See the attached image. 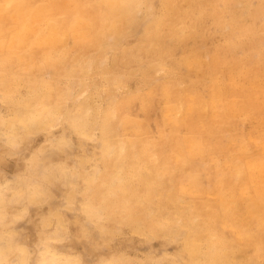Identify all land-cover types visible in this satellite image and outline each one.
<instances>
[{
	"label": "bare ground",
	"instance_id": "6f19581e",
	"mask_svg": "<svg viewBox=\"0 0 264 264\" xmlns=\"http://www.w3.org/2000/svg\"><path fill=\"white\" fill-rule=\"evenodd\" d=\"M139 1L0 0V93L15 104L0 114L7 144H18L23 132L55 126L63 116L65 92L57 82L82 68L109 37L123 35ZM218 1L225 13L231 10L233 0H161L162 14L146 29L145 49L171 57L180 48L174 63L198 78L197 83L181 77L162 83L157 136L148 135L144 120L123 115L122 105L133 104L131 99L118 101L116 111L109 109L99 122L88 100L90 106L80 103L64 116L81 149L87 139L99 141L95 159L78 155L72 165L86 182L82 209L98 225L125 223L150 236L183 232L181 264H258L264 258V45L247 60L226 51L205 60L197 45L189 47L209 16L223 23L219 11L206 10ZM248 43L240 44L244 51ZM152 65L163 66L157 58ZM45 70L50 77L40 74ZM21 84L26 94L15 101L12 94ZM117 116L122 117L119 125ZM246 123L249 131H241ZM61 136L57 142L63 146L68 141ZM196 160L206 165L197 169ZM70 165H45L43 177L29 187L13 178L0 180V264H29L32 258L13 231L3 233L22 212L9 201L26 196L25 211L31 203L47 204H42L48 191L44 183L63 176ZM7 213L11 220L5 219ZM64 238L62 233L44 236L35 264L79 261L59 248Z\"/></svg>",
	"mask_w": 264,
	"mask_h": 264
},
{
	"label": "rangeland",
	"instance_id": "374dc122",
	"mask_svg": "<svg viewBox=\"0 0 264 264\" xmlns=\"http://www.w3.org/2000/svg\"><path fill=\"white\" fill-rule=\"evenodd\" d=\"M263 4L262 0H233L231 10L227 13L224 12V6L219 1L207 6L208 12L219 11L221 13L223 23L219 24L212 16H209L205 20L201 35L196 41L191 40L189 47L197 45L201 57L205 60H209L214 53L219 52L223 55L224 51L228 52L230 57H243L244 60L256 57L258 49L264 45ZM260 5H263V12L258 9ZM162 9L161 0H140L129 16L128 27L123 35L109 37L103 49H94V54L89 55L83 67L77 68L79 72L76 69L57 82V86L65 92L63 93V116L59 118L54 127L32 130L34 132L29 134L23 132L22 141L11 146L7 144L8 132L2 131L8 129L0 126L2 129L0 130V180L13 178L25 182L24 185L29 187L36 179L43 177L44 168L49 167L45 165L49 163L63 166L71 164L63 176L57 177L52 182L44 183L48 186L46 188L49 192L44 193L47 199L42 204L48 201L47 204L37 206L31 203V210L25 211L23 205L29 203L26 202V196L21 197L22 202L18 199L9 201V207L12 205L17 211L22 212L13 219L10 213L5 214V219H12V225L3 233L13 231L19 242L29 248L32 256L30 263H36L44 236L61 233L65 238L59 241V248L80 258L74 264L182 263L183 247L180 239H182L183 232H179L177 237H174L173 232L150 236L133 229L129 224L109 221L103 228L94 221L92 216L86 214L82 209L86 182L83 177L77 175V169H73L72 165L78 155L95 159L99 155V141L87 139L81 149L76 132L64 116V113L75 110L80 103L85 104L84 107L90 106L87 104L88 100L93 105L91 106L93 119L99 122L109 109L116 111L118 101L131 99L133 104L122 105L123 115L144 120L148 135L157 136L158 131L162 129V83L168 78L181 77L188 84L195 83L194 79H198L185 67L174 63L175 58L181 56L180 48L176 49L173 56L169 55L171 57L164 55L157 57V49H145L148 41L146 29L152 23L154 16L162 14ZM259 12L262 13L258 14ZM194 18L196 17L191 20ZM248 42L252 45L244 51L240 44ZM156 58L162 62L161 68L152 65ZM40 74L50 77L48 70ZM22 93L26 94L23 84L19 85L18 92L13 93L12 97H16V101ZM142 97L147 99L146 107L143 105ZM0 101V114L5 115L9 109L15 107V104L6 97H2L1 93ZM121 119V116H117L114 121L119 125ZM0 125L7 124L0 122ZM240 128L241 131L248 132L250 127L248 124H242ZM61 134L68 141L63 146L59 141L57 142ZM194 164L197 169H202L206 165L203 160H196ZM184 178L186 180V176ZM56 208H61L62 212L56 213ZM256 261L258 264H264V258Z\"/></svg>",
	"mask_w": 264,
	"mask_h": 264
}]
</instances>
